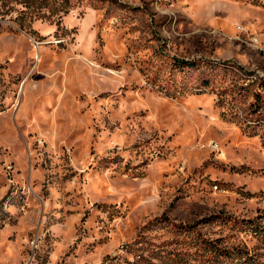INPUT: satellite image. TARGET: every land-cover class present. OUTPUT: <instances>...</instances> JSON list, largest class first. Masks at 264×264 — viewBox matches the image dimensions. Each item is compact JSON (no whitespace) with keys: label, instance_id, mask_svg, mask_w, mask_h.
<instances>
[{"label":"rangeland","instance_id":"1","mask_svg":"<svg viewBox=\"0 0 264 264\" xmlns=\"http://www.w3.org/2000/svg\"><path fill=\"white\" fill-rule=\"evenodd\" d=\"M232 251L264 264V0H0V264Z\"/></svg>","mask_w":264,"mask_h":264},{"label":"trees","instance_id":"2","mask_svg":"<svg viewBox=\"0 0 264 264\" xmlns=\"http://www.w3.org/2000/svg\"><path fill=\"white\" fill-rule=\"evenodd\" d=\"M175 64H176V66L179 65L182 68L183 67H194L197 65L196 61H188V60H181V59H176ZM255 104L259 105V100ZM208 249H209V251L213 250V248H208ZM229 251H231V250L222 249V250H220V252L218 254H219V256H223V255L229 253ZM232 252L235 253V256L239 255V251H232ZM233 253L231 255H233ZM238 260L241 264H258L256 261L252 260V256L247 257L246 255L242 256L240 254Z\"/></svg>","mask_w":264,"mask_h":264}]
</instances>
